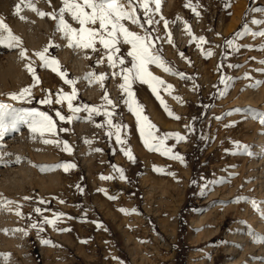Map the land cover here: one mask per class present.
Wrapping results in <instances>:
<instances>
[{"label":"rangeland","instance_id":"rangeland-1","mask_svg":"<svg viewBox=\"0 0 264 264\" xmlns=\"http://www.w3.org/2000/svg\"><path fill=\"white\" fill-rule=\"evenodd\" d=\"M20 2L0 0V19L22 41L20 47L0 46V103L48 113L56 134L40 136L19 121L0 139V264H264V36L258 34L264 32V0H161L154 16L160 22L151 28L124 21L131 31L159 37L154 47L173 70L149 66L173 86L160 91L173 116L147 84L136 82L132 90L158 136L186 138L165 141L183 161L145 147L124 103L122 80L113 76L119 69L106 58L98 63L104 58L99 44L95 52L69 47L50 16L23 4L16 13ZM32 3L44 13L62 6L61 0ZM45 47L58 61L57 71L41 67L34 55ZM21 48L27 58L20 57ZM129 48L121 45L118 53L126 66ZM209 50L213 55L206 57ZM102 73L107 78L101 83L96 77ZM25 88L30 94L11 99ZM73 88L74 107L103 106L101 114L88 119L83 110L69 111L66 101L55 103ZM105 93L115 107L104 101ZM45 98L53 103L42 104ZM104 110L126 125L124 145L107 135ZM56 111L73 119L61 121ZM235 142L251 154L238 151ZM58 213L55 227L44 223ZM197 214L202 220L193 229ZM169 216L173 223L166 226Z\"/></svg>","mask_w":264,"mask_h":264},{"label":"snow or ice","instance_id":"snow-or-ice-1","mask_svg":"<svg viewBox=\"0 0 264 264\" xmlns=\"http://www.w3.org/2000/svg\"><path fill=\"white\" fill-rule=\"evenodd\" d=\"M21 4L32 11H36L40 16L48 15L50 18L57 22L56 31L61 32L63 38L68 40V46L73 48L91 49L92 51H98L97 44L101 46L104 51V58L98 63H103L106 58L107 63L112 69H119L113 72V76H119L122 83L119 88L123 93L126 94L127 98L124 103L127 105L128 110L136 116L137 125L139 128L140 136L146 148L150 151H157L164 156H169L172 159H178L183 161V157L179 154L172 153V149L166 146L165 141L174 136L177 141H183L186 138L181 136L179 133H165L163 136H158L157 126L151 122L149 117L144 115L143 106L136 100L135 94L132 90V85L136 82L141 84H147L153 94L160 99L161 105L167 109L165 101L160 97V91L163 88L165 91L173 90L172 85L166 84L161 78L155 76L150 70V65H155L161 68L163 71L174 74L170 66L166 64L163 57L159 53V50L154 47V39L159 37H153L151 33L145 29L143 34L131 31L125 26L124 21L130 22L132 25H137L141 29H144V25L147 24L149 28L154 24H158L160 21L155 20L154 16L159 13L161 0H61V7L57 12L44 13L40 12L32 0H21L16 5V13H19ZM152 5L155 7L153 8ZM186 6L192 7L194 13L199 15L196 11V6L191 3ZM138 10L143 13V23L139 18ZM70 16L71 21L79 25V28L73 27L72 24L65 18ZM21 19H24L21 16ZM255 22V21H254ZM165 28H167V21ZM98 25V27H96ZM155 29H153L154 31ZM189 34H191L189 32ZM264 36V32L258 33ZM170 36V34H169ZM201 42L206 43L204 37L198 38ZM169 42H171L169 40ZM227 44L231 45L232 41H226ZM22 41L20 37L16 36L11 28L0 19V46H7L9 48L20 47ZM121 45L130 46L127 52V57L130 58V66H126V59L123 56L118 55L120 52ZM51 46V45H50ZM48 53V47H45L40 52H35L34 55L39 58L42 62L41 67L51 68L52 71H57L58 61L55 58H49L46 54ZM206 57H211L213 52L211 50L205 53ZM20 57L27 58V50L21 48ZM264 63V61H262ZM28 70L32 73L34 79L38 82L35 70L31 66H27ZM95 76L96 74H90ZM107 77L105 74H99L96 77L98 82H103ZM66 83H74L73 81H65ZM227 83L225 80L221 81ZM260 83V82H257ZM30 94V90L25 88L19 94H10L11 99H21L24 94ZM170 94V93H169ZM77 91L73 88L71 94L60 93L55 100L57 104H63L67 102L69 111L73 114L85 111L88 113V119L92 118L93 113L101 114V107L83 105L82 107H74L72 101L76 98ZM175 98V97H174ZM104 101L108 105L115 107L113 101L109 99L108 94L105 93L103 97ZM42 104H51L53 101L51 98H45L41 101ZM239 111V110H238ZM103 115L107 116L106 124L110 131L107 133L110 137L114 135L115 140L118 144L124 145L125 139L122 137V131L126 128V125H121L113 122L114 113L108 110H104ZM168 114L173 116L171 110H168ZM56 116L61 121L71 122L72 116L65 117L59 111H56ZM79 119V117H75ZM175 119H180L178 116H174ZM19 121H24L28 124L30 130L33 133H39L40 136L45 134H56V122L52 116L48 113L39 111L37 109L31 110H16L11 105L0 103V139L10 130H15L16 125ZM260 122L264 124V116L260 118ZM103 127V125H98ZM61 131H67V129H61ZM45 143L52 141L45 140ZM238 151L245 154H251L248 152V146L241 145L239 142H235ZM70 150V149H69ZM124 154L131 160V150H124ZM71 167V165H69ZM123 179L122 169H118ZM102 179H110L111 177H101ZM246 198L239 197L237 200H243ZM12 203V202H9ZM254 209L257 208L255 201H251ZM37 213L41 212V209H35ZM17 215H20L18 212ZM62 213L55 214L53 219H45L44 223L55 227L57 220L62 216ZM36 227V225H33ZM64 229H61L63 231ZM264 243V239L261 240ZM44 243H50L44 241Z\"/></svg>","mask_w":264,"mask_h":264},{"label":"bare ground","instance_id":"bare-ground-1","mask_svg":"<svg viewBox=\"0 0 264 264\" xmlns=\"http://www.w3.org/2000/svg\"><path fill=\"white\" fill-rule=\"evenodd\" d=\"M202 80H203V79H202ZM206 81H207V80H206ZM204 82H205V81H204ZM258 95H259V94H258ZM258 97H259V96H258ZM243 133L246 134L245 132H243ZM244 138H245V137H244ZM237 161H238V160H237ZM237 166H238V164H237ZM241 184H242V183H241ZM205 214H206V213H205ZM202 215H203V214H202ZM202 215H201V214H199V215L197 214L196 217L193 218V220H192V222H191V223H192V226H193V229H196L197 226L200 224V222H201V220H202ZM206 216H207V215H206ZM206 216H205V217H206ZM209 216H211V215H209ZM169 217H170V216H169ZM207 217H208V216H207ZM207 217H206L205 219H208V218L210 219V217H208V218H207ZM168 219H169V220H167V222H166L167 224H164V225H166V226H170L171 223H173V222H172V217H170V218H168ZM166 226H165V227H166ZM165 227H163L164 231H166V230H165V229H166ZM193 231H194V230H193ZM192 233H193V232H192Z\"/></svg>","mask_w":264,"mask_h":264},{"label":"built area","instance_id":"built-area-1","mask_svg":"<svg viewBox=\"0 0 264 264\" xmlns=\"http://www.w3.org/2000/svg\"><path fill=\"white\" fill-rule=\"evenodd\" d=\"M116 100L118 101V100H123V97L122 96H120V97H116Z\"/></svg>","mask_w":264,"mask_h":264},{"label":"crops","instance_id":"crops-1","mask_svg":"<svg viewBox=\"0 0 264 264\" xmlns=\"http://www.w3.org/2000/svg\"><path fill=\"white\" fill-rule=\"evenodd\" d=\"M138 13L141 15V12L138 10ZM140 19L142 20V15H141V17H140ZM121 56V55H120ZM127 65V64H126Z\"/></svg>","mask_w":264,"mask_h":264},{"label":"trees","instance_id":"trees-1","mask_svg":"<svg viewBox=\"0 0 264 264\" xmlns=\"http://www.w3.org/2000/svg\"><path fill=\"white\" fill-rule=\"evenodd\" d=\"M139 14V13H138ZM141 17V15L139 14V18Z\"/></svg>","mask_w":264,"mask_h":264}]
</instances>
